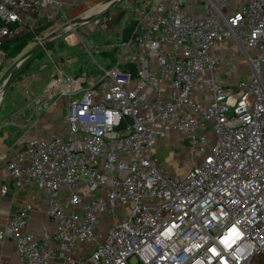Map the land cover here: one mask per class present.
<instances>
[{"label": "built area", "instance_id": "built-area-1", "mask_svg": "<svg viewBox=\"0 0 264 264\" xmlns=\"http://www.w3.org/2000/svg\"><path fill=\"white\" fill-rule=\"evenodd\" d=\"M60 12L0 0V65L3 45ZM134 18L115 60L93 59L98 82L66 74L47 88L71 99L67 132L5 164L12 186L46 196L53 234L27 230L29 206L0 243L15 240L16 264H264V0H154ZM228 40L252 68L233 88L214 54ZM171 135L200 157L182 178L156 154Z\"/></svg>", "mask_w": 264, "mask_h": 264}, {"label": "crops", "instance_id": "crops-1", "mask_svg": "<svg viewBox=\"0 0 264 264\" xmlns=\"http://www.w3.org/2000/svg\"><path fill=\"white\" fill-rule=\"evenodd\" d=\"M231 43L229 40L225 41L222 51H228ZM77 46L78 44L68 43L64 48L60 46L53 49L45 48L42 54L26 62L27 70L21 74V82L18 86L22 90L5 93L4 99L0 100V230L5 229L14 213L30 206L27 230L38 236H42L46 232L48 234L54 232L53 223L46 217L48 210L46 196L35 186L28 185L22 188L12 186L11 180L5 175L4 167L23 143L33 138L43 139L67 132L70 97L58 93L51 99L45 98L47 88L56 77L66 74L78 77L88 73L89 79L88 83L84 85L85 88L98 82L100 73L95 70V66L89 68L88 62L82 61V58L85 57L82 54L88 53L85 50L86 47ZM76 48L83 52L76 51L75 53ZM216 48L214 54L218 53ZM249 54L254 56L255 52L250 50ZM90 58L92 61H96L94 56ZM100 58L106 63L111 62L108 56L102 55ZM7 61L8 58L4 57L1 62L0 81L5 74L4 68L8 64ZM2 64L5 65L2 66ZM155 150L157 156L178 178L184 177L194 162L200 159V157H193L190 154L189 141L180 136L171 135L168 139L160 142ZM167 150L168 159H170L168 161ZM179 151L188 157L187 160H190L184 171L178 169L181 158H176L175 154ZM4 186L8 188L5 194L2 193ZM16 248L17 245L13 239L7 240L3 244L0 243V264H16ZM49 264L66 263L61 259H53Z\"/></svg>", "mask_w": 264, "mask_h": 264}, {"label": "rangeland", "instance_id": "rangeland-1", "mask_svg": "<svg viewBox=\"0 0 264 264\" xmlns=\"http://www.w3.org/2000/svg\"><path fill=\"white\" fill-rule=\"evenodd\" d=\"M112 1L113 0H59L58 4L61 8V12L47 30L37 35L16 58H9L5 53V57L8 58V64L4 68L5 74L0 81V90L8 79L18 60H20V58H22V56H24V54H26L29 50L37 46L46 35L58 30L71 21H77L79 19L91 16L92 14L101 12ZM153 1L154 0H122L116 6L103 13L102 17L98 21L82 25L78 24L76 27H72L70 30L65 31L47 48L53 49L56 46H59L60 43L64 44L65 46H67L68 43L71 45L78 44L77 47H86V49H84L88 51V53L85 52L82 54V56H85L82 58V61L88 62L87 64L89 68H92L94 65V62L90 58L93 56L99 64H102L103 67H106V62L102 60L100 56L111 54V52L118 53V50L116 51L115 47L114 49L111 47L124 42L129 37L131 30L126 29L127 24L130 20L134 19L135 13L137 14L148 9ZM71 34L75 35L72 43L68 40V36ZM224 44L225 42L216 48L218 53L215 54L218 57L220 64L219 80L224 84H227L229 87H235L239 80H244L251 77V64L246 53L242 52L241 48L237 47L233 43H231L228 51L223 52L222 49L224 48ZM102 45H105L107 49L101 48ZM27 48L31 49L28 50ZM233 49H235V52H233ZM76 51L83 52L79 48H76L75 53ZM108 57L110 58L111 62L115 60V57ZM4 65L2 64V66ZM20 82L21 74H18L5 93L14 91L20 92V90H22V88H18ZM4 94L0 95L1 101L5 97ZM175 155L177 156L176 158H181V160H179L178 169H180V171H184V169L187 167V164L190 163V160H187L188 157L182 154L180 151ZM168 158L169 154L167 150V161L170 160Z\"/></svg>", "mask_w": 264, "mask_h": 264}, {"label": "water", "instance_id": "water-1", "mask_svg": "<svg viewBox=\"0 0 264 264\" xmlns=\"http://www.w3.org/2000/svg\"><path fill=\"white\" fill-rule=\"evenodd\" d=\"M121 1L122 0H113L101 12L96 13V14H92L91 16L79 19L77 21H71V22L67 23L65 26L59 28L58 30H55L54 32L49 33L48 35H46L44 37V39L41 40L37 46H35L31 50H29L26 54H24V56H22V58H20V60H18V62L15 64V67L11 71L8 79L6 80V82L4 83L3 87L1 88L0 95H3L6 92V90L9 88V86L13 82V80H14L17 72H18L19 67L21 66V64L23 62L28 60L30 57H32L33 55H35L39 51L44 50L45 48H47L51 43H53L56 39H58L68 29H71L72 27H76V25H78V24L82 25V24H88V23H93L95 21H98L102 17L103 13H105L110 8L116 6Z\"/></svg>", "mask_w": 264, "mask_h": 264}, {"label": "trees", "instance_id": "trees-1", "mask_svg": "<svg viewBox=\"0 0 264 264\" xmlns=\"http://www.w3.org/2000/svg\"><path fill=\"white\" fill-rule=\"evenodd\" d=\"M51 25V23L46 24V25H38L36 26L33 30L29 31L24 37L13 40L11 42L6 43L5 45H3L1 47V50L4 52V54L6 53L7 57L9 58H16L18 55H20L22 53V51L24 50V48H26V46H28V44L39 34L43 33L45 30H47L49 28V26ZM138 25V20H136L135 18L130 20L129 23L126 26L127 30H131L130 31V35L126 40H129L131 38V36L134 33L135 28ZM125 40V41H126ZM59 46L61 48H64L65 45L60 43ZM44 50L39 51L38 53H36L35 55H33L32 57H30L28 60H26L25 62H23L21 64V66L18 69V72L15 76V78L17 77L18 74H24L26 72V62L31 61L32 59H34L36 56L40 55ZM117 51V50H116ZM106 54V52H105ZM104 57L106 56H112L115 57L117 56V53L111 52V54H107V55H103ZM14 78V79H15Z\"/></svg>", "mask_w": 264, "mask_h": 264}, {"label": "bare ground", "instance_id": "bare-ground-1", "mask_svg": "<svg viewBox=\"0 0 264 264\" xmlns=\"http://www.w3.org/2000/svg\"><path fill=\"white\" fill-rule=\"evenodd\" d=\"M105 8V7H104ZM68 30H70V29H68ZM75 38V35L74 34H71V35H69L68 36V40H69V42H73L72 40Z\"/></svg>", "mask_w": 264, "mask_h": 264}]
</instances>
